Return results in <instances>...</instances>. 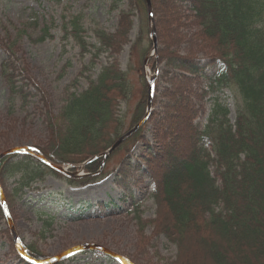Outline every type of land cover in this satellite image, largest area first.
Listing matches in <instances>:
<instances>
[{"label":"trees","instance_id":"obj_1","mask_svg":"<svg viewBox=\"0 0 264 264\" xmlns=\"http://www.w3.org/2000/svg\"><path fill=\"white\" fill-rule=\"evenodd\" d=\"M121 1L111 0L109 5L110 11L119 10L112 32L94 22L84 28L81 13L62 15L60 39L78 48L80 61L88 60L77 75L86 80L87 86L79 92L70 91L77 78L66 85L57 114L49 95L30 75L20 56L24 39L42 44L54 38L53 19L41 22L39 29L36 20L20 28L10 23L0 25V78L8 90L9 110L17 102L23 108L29 97H38L41 103L47 139L33 148L58 166L77 165L97 157L84 165L87 176L69 179V183L83 186L107 176L105 168L96 174L98 155L122 135L117 110L128 89L126 74L116 57L131 42L133 10H146L143 0H129L126 10L120 9ZM150 1L159 48L149 66L154 71L163 63L155 80L152 106H162L150 113L147 122L116 148L107 162L128 146L129 154L117 173L124 174L130 165L132 146L142 142L140 157L145 156L146 174L153 186L154 217L143 219L139 206L134 202L130 205L141 230L151 226L150 236H163L176 246L175 259L167 264H264V0ZM182 17L190 22H181ZM191 25L194 31L184 41L186 35L179 30ZM88 32L94 43L88 42ZM142 34L140 30L133 47L140 55L139 70L152 46L148 39L147 47H141ZM183 42L186 49L180 54L178 46ZM103 56L106 62L96 78L84 75ZM139 78L140 94L128 129L145 114L147 87L142 73ZM158 83L164 85L160 91ZM224 91L233 101V122L219 97ZM206 98L210 101L207 117L202 123L195 122L205 111ZM147 125H151L153 143L143 135ZM7 140L6 133L1 132L0 153L8 149ZM47 176L62 175L27 154L10 155L1 161L0 184L13 220V202L21 199L24 190H39L34 186ZM11 177L14 180L8 189ZM41 214L45 220L40 232H45L54 216ZM1 222L6 225L2 233L15 253L0 207ZM144 238L146 244L149 238ZM25 248L30 257L45 259L33 246Z\"/></svg>","mask_w":264,"mask_h":264},{"label":"rangeland","instance_id":"obj_2","mask_svg":"<svg viewBox=\"0 0 264 264\" xmlns=\"http://www.w3.org/2000/svg\"><path fill=\"white\" fill-rule=\"evenodd\" d=\"M128 1L122 0L120 9L126 10ZM110 4L111 0H0V25L8 26L10 23L20 28L21 24H30L36 20L39 21V29L44 20L48 23L52 19L54 21L51 29L53 39L42 44H31L24 39L20 51V56L27 64L30 75L49 95L54 114L60 111L66 85L77 78L75 87L70 88V91L79 92L87 86L86 80L77 75L88 60L80 61L77 55L78 48L72 42H63L60 39L62 15L68 17L81 13L84 17V28L92 27L94 22L106 31L112 32L118 22L119 10L110 11ZM131 19L133 24V29L129 34L131 42L125 45L116 57L120 69L126 74L128 89L126 99L119 103L117 110L122 134L130 126L132 112L140 94V73L143 74L145 81L153 75L149 66V60L153 57H150L147 63H142L141 70H139L140 55L137 51H133L134 42L137 41L140 30L143 31L141 47L146 48L148 39L150 40L146 12L134 9ZM181 22L189 23L190 19L182 17ZM193 27L191 25L180 28L181 34L186 35L184 41L194 31ZM87 34L89 35L88 42L94 43L90 37L91 34L89 32ZM185 44L183 42L178 46L180 54L184 53ZM152 53L153 50L150 48L146 55ZM197 56L202 60L201 54ZM2 58L3 55L0 52V61ZM99 61L100 63L92 71H86L84 75H91V78L95 79L100 66L105 64L106 59L103 56ZM162 65L163 63L156 66L157 75H160ZM163 86L158 83L157 89L160 91ZM159 91L156 96L160 102L162 99L159 97ZM7 96L8 90L0 78V133H6L8 136V149L33 148L34 145L44 144L47 133L44 129L41 103L38 97H29L23 108H20L21 103L17 102L13 109L9 110ZM219 97L228 108L229 120L233 122L235 110L230 93L224 91ZM207 99L204 100L205 111L195 118V122L202 123L207 117L210 104ZM159 106L162 105L155 106L154 104L152 111ZM143 135L147 141L153 143L151 125L146 126ZM127 148L129 147H122L108 162L113 152L107 156L104 168L108 174L96 182L81 186L77 183H69L70 178L63 175L60 178L47 176L44 182L34 186L39 190H24L21 199L13 202L12 211L15 220L12 219V221L18 236L23 245L33 246L45 257V259H39L40 261L50 259L83 244L102 246L126 259H134L135 264H167L175 259L176 246L174 244L163 236H150L153 228L148 226L141 230L133 218L134 209L130 205L132 202L139 206L138 209L142 211L143 219L154 217L156 205L151 197L153 186L149 183L150 177L146 174L145 156L143 159L140 157V153L144 150L142 142L132 146L129 167L124 174L117 175L120 170L119 165L129 154L126 151ZM145 154L146 152L142 155ZM85 162L60 167L73 174L87 175L83 168ZM73 168L75 170H72ZM13 180L14 177L8 180V189L12 187ZM41 213L54 216L52 226L45 232H40L45 220V216ZM5 229L6 225L1 222L0 264H27L18 259L16 251L11 252L10 242L2 233ZM144 237L149 238L146 244H143ZM57 262H61L60 264H119L111 257L94 251L75 253Z\"/></svg>","mask_w":264,"mask_h":264},{"label":"water","instance_id":"obj_3","mask_svg":"<svg viewBox=\"0 0 264 264\" xmlns=\"http://www.w3.org/2000/svg\"><path fill=\"white\" fill-rule=\"evenodd\" d=\"M144 2H145L146 12H147L148 31H149L150 39L152 42L153 54L155 55L157 52V41H156L152 6H151L150 0H144ZM154 80H155V77L153 76L147 82V89H148V91H147V106H146V113H145L144 117L134 127H132L131 129L126 131L123 135H121L113 143V145L109 149H107L104 153H102L99 156V157H101L99 170H101L103 168V165H104V162H105L107 156H109L122 142H124L127 138L132 136L139 128H141L146 123V121L150 115L151 109H152L151 106H152V99H153ZM17 153L33 155L38 160H40L42 163L46 164L51 169H53L57 173L65 176L67 178L74 179V178H79L81 176H84L83 174L78 175V174L70 173L66 169H63L62 167L49 162L48 160H46L41 155V153L38 150L31 148V147L7 149L0 154V162L6 156L17 154ZM0 206H1V209L3 211V214L5 215V219H6L9 231H10L11 240H12V243L15 247V250L28 263H31V264H51L53 262L62 260V259L66 258L72 254H75V253H80V252H84V251H96V252L102 253L106 256H109V257L116 259L120 264H133L128 259H126L125 257H123L117 253H114V252H112V251H110V250H108L102 246H96V245H92V244L79 245L77 247H74L73 249H70V250H68V251H66L60 255H57V256L52 257V258L47 259V260H42V261L35 260L27 254V251L25 250V248H24V246H23V244H22V242H21V240L17 234V231L15 229V226L13 224L12 218L10 216L9 210L7 208V205H6V200H5V196L3 194V190L1 188V185H0Z\"/></svg>","mask_w":264,"mask_h":264}]
</instances>
